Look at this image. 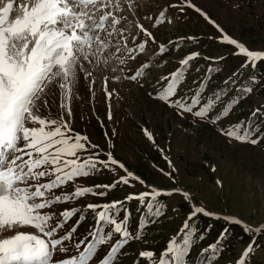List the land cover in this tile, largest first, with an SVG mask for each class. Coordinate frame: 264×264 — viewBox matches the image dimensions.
I'll return each mask as SVG.
<instances>
[{"label":"rangeland","instance_id":"374dc122","mask_svg":"<svg viewBox=\"0 0 264 264\" xmlns=\"http://www.w3.org/2000/svg\"><path fill=\"white\" fill-rule=\"evenodd\" d=\"M185 2H190L195 7L184 6L182 0H120L118 11H122L120 16L124 15L127 23L121 22L122 26L117 30L108 29L113 32L111 37H108L106 31L100 32L101 38H106L109 43V47L100 56V63L95 59L81 61L85 71L78 72L69 100L72 115L69 118L65 114V119H70L74 132L86 135L92 145L98 146L100 153L106 155L102 159L108 158V153H111L112 158L145 180L146 188L151 186L178 191L157 199L158 203L154 202L155 207L164 206L166 212L145 228H140L136 223L135 212L139 202L130 206L131 220L128 229L135 236L139 227L141 239L129 240L120 250L114 264H130L138 252L164 248L165 242L175 236L177 228L195 206L203 207L223 221L224 217H232L242 222L233 224V239L214 258V264H237L252 240H255L254 252L247 264H264V233L253 236L244 230L245 226L255 229L264 224V150H261L259 143L253 146L251 143L230 140L220 131L248 118L250 125L255 121L264 130V118H259V113L252 115L256 109L262 112L264 110V72L258 71L255 79L248 80L247 75L251 72H244L245 68H241L242 72H237L239 65L247 58L234 54L238 52L234 46L219 41L226 34L251 51L264 52V0ZM173 4L180 8H169ZM196 8L206 13L215 24L206 20ZM161 12L165 19L159 24L160 21L156 22V19ZM163 17L160 19L163 20ZM137 22L145 30L144 33L136 27ZM145 32L150 33V36ZM176 39L184 41L170 43ZM140 44L145 46L143 51L137 48ZM161 45L164 46L163 51L159 48ZM117 47L124 50L118 52ZM128 50H132L131 57ZM197 53L198 56H195V61L189 67L185 70L178 68V60ZM105 58L108 63H103ZM119 59H124L125 63L119 64ZM208 59H213L216 63L214 62L209 76L204 79L202 73L208 67L204 62H208ZM220 60L223 61L221 65L217 63ZM86 71L91 72V76L86 77ZM178 71L183 72V78L178 83L176 97L173 99L179 98L182 102L191 103L193 98L198 97L200 103L193 111L213 102L210 113L212 116L231 105L230 114L217 123H211L208 119L202 120L191 113H181L179 109L154 99L165 82L168 83L165 78L171 79V74ZM137 72L147 75L141 83L135 84L120 78L130 77ZM245 86L251 91L241 89ZM236 93L242 98L240 101L235 97L237 105L232 102V94ZM45 98L48 106H41V116L50 113L56 117L63 112L60 107V89L55 84L49 86ZM144 129L151 133L152 140L145 135ZM262 139L264 140V134ZM90 150L88 147L87 152ZM87 152L81 151L78 154ZM122 176L116 168L97 165V170L92 175L73 181L63 192L69 194L71 189L79 186L103 183L111 185ZM216 181H220V184ZM117 186L107 192L97 190L99 192L96 193L103 195L88 194L66 202L64 206L44 211L58 217L57 211L69 206L78 208L86 203L120 200L127 193L142 189L130 180L129 184L121 183ZM182 192L189 193L190 198L186 199ZM181 206L187 208L185 213L180 210ZM126 211V205L121 206L118 213L113 212L115 219L123 220ZM88 221L87 216H83L80 223L73 224L71 219L64 229L58 230L55 238L65 235L73 225L77 226L72 239L64 242L68 251L55 252L56 262L76 255L78 249L75 245L85 236L87 224L91 226V221ZM18 230L34 231L30 228ZM110 230V225H103L104 233ZM213 230L214 241L220 230L216 226ZM14 232L15 230L0 233V238L11 236ZM113 239H116V234L103 246H99L94 262L104 253L107 248L105 245H109ZM205 248H200L197 252L191 250L187 257L188 264H199L196 258ZM139 264H145V261Z\"/></svg>","mask_w":264,"mask_h":264},{"label":"snow or ice","instance_id":"6c2138e0","mask_svg":"<svg viewBox=\"0 0 264 264\" xmlns=\"http://www.w3.org/2000/svg\"><path fill=\"white\" fill-rule=\"evenodd\" d=\"M182 4L186 7H195L185 0H182ZM119 7L120 0H0V233L15 230L13 235L0 238V264H54L53 254L57 250L61 253L68 251L64 247V242L72 239L77 226L73 225L60 238H55L57 232L64 229L78 210L75 208L64 210L58 217L44 210L88 194L103 193H96L92 187H81L70 194L55 195L54 199H48L46 194L60 189L78 177L92 175L98 164L107 168L109 164L118 163L112 158L111 153H108L107 161L93 159L91 156L81 161L78 152H87L89 146L93 149L98 146L92 145L86 135L75 133L71 128L70 119H65V114L69 118L72 115L69 100L78 79V72L85 71L81 61L95 59L100 63V56L109 47L106 38H101L100 32L106 31L108 37H111L113 32L108 29L120 23V19L113 15L111 10L105 12L99 20L95 18V12L102 8L119 10ZM195 10L210 23L215 24L201 9ZM163 15L161 12L160 16ZM109 20L110 24L106 28ZM215 26L219 29L218 25ZM219 30L223 32L222 29ZM145 34L150 36V33ZM222 40L238 50L234 54L247 58L242 67H247L248 64L255 67L257 62L264 59V52L251 51L226 34L222 36ZM144 47V44L139 45L141 51ZM116 50L119 52L124 49L117 47ZM163 50L162 48L161 51ZM131 51L128 50L130 57ZM193 58L189 56L182 63L187 65L188 60ZM118 62L124 64L125 60L119 59ZM103 63H108V59L105 58ZM113 71L116 69L113 68ZM140 75L142 73L137 72L126 78L135 81ZM85 76H91V72L86 71ZM182 78V71L171 74V79L166 77L168 83L157 93L156 98L169 107L179 109L181 113H191L194 117L208 119L211 123H217L230 114L231 105L225 106L221 112L212 116L210 113L214 106L213 102L193 111L200 103L199 99L193 98L191 103L182 102L179 98L173 99ZM53 84L60 89V107L63 112L56 117L50 113L41 116L40 108L42 105L48 106L45 97L49 86ZM245 91L250 92L251 89ZM259 112L260 109H256L252 115L255 116ZM258 127L259 125L250 128L245 122H241L220 131L230 140L255 146L261 139V137L253 139ZM144 132L149 140L153 139L147 129H144ZM119 166L124 168L123 165ZM212 170L215 171V168ZM43 177L52 179L47 183H33ZM129 178L139 180L132 173H128L127 177H121L112 185L95 187L110 189L121 182L129 184ZM216 183L219 185L220 181ZM150 189L138 195L130 194L125 199L144 202L148 198L146 207L150 216L158 217L162 215V209L155 207V203H158L157 198L172 195V192H161L151 186ZM181 194L186 199L190 198L187 192ZM120 204L119 201L110 205L88 204L86 207L93 211L101 209L96 213V222L100 229L97 232H89L91 240L85 237L75 245L78 250L84 245L78 256L62 258L57 264H90L98 246H103L114 234H118L120 239L101 261V264H114L120 250L129 240L141 239L139 227L135 236L129 231L128 215L120 221L115 219L112 210L118 213ZM198 215L213 214L203 207H192L181 232L177 234L179 239L170 240L158 257L151 250L141 251L139 257L145 264H188L187 257L194 246V230L189 231L190 222ZM224 219L226 223H242L232 217ZM104 224L111 226L107 233L103 232ZM21 228H30L34 231H19ZM244 230L253 236L262 234L264 224L255 229L245 226ZM227 231V228L223 229L217 241L199 253L196 258L199 264H214V258L218 256L222 246L221 238ZM199 238L203 239V236ZM254 244L255 240H252L237 264H247L250 253L254 252Z\"/></svg>","mask_w":264,"mask_h":264},{"label":"trees","instance_id":"16d2710c","mask_svg":"<svg viewBox=\"0 0 264 264\" xmlns=\"http://www.w3.org/2000/svg\"><path fill=\"white\" fill-rule=\"evenodd\" d=\"M264 72V65H257L254 68V72ZM247 127H250V124H247ZM253 127V126H252ZM263 129L262 128H257L256 133L257 135H262L263 134ZM160 208L162 209V215L165 212V208L163 206H160ZM155 209H153L154 211ZM181 210L182 213H185L187 211V208L184 206H181ZM161 216V215H160ZM158 217H152L150 216L147 207L143 210L142 212V222L143 225H151L155 222V220ZM208 219L205 218H201V217H196L193 221H191V230H194V234H193V247L192 248H201L203 247L207 242L213 241V235H214V230L213 229H206L207 225H209V223L207 222ZM211 225L214 227H219V229H222L224 227V224L221 222H217V221H213L211 220ZM228 229L227 233L221 238V248H220V252L223 250L224 251V247L226 246V244L230 243V241L233 239V225L226 227ZM213 230V231H212ZM203 236V239H200L199 237ZM162 241V239H161Z\"/></svg>","mask_w":264,"mask_h":264},{"label":"bare ground","instance_id":"6f19581e","mask_svg":"<svg viewBox=\"0 0 264 264\" xmlns=\"http://www.w3.org/2000/svg\"><path fill=\"white\" fill-rule=\"evenodd\" d=\"M128 3V2H127ZM133 3H135L134 1H133ZM122 5V4H121ZM124 5V4H123ZM126 7V6H125ZM127 8V7H126ZM122 9V8H121ZM111 9L110 8H102L100 11H96L95 12V18L97 19V20H99V18L101 17V14H104L105 12H108V11H110ZM120 10V9H119ZM93 11H95V9H93ZM111 11H113V15H115L117 18H119L120 19V23L121 22H123V23H127V22H125V16L124 15H121L120 16V14H121V12L122 11H118V10H111ZM125 12V11H124ZM126 14V13H125ZM130 20V19H129ZM130 23H131V21H129ZM110 23V20L106 23V25L107 24H109ZM120 23L118 24V25H120ZM138 23V22H137ZM137 26V28H139L140 30L142 29L141 27H140V23H138V24H136ZM114 26H116V25H114ZM120 26H122V25H120ZM144 30V29H143ZM142 32H144V31H142ZM221 40V39H220ZM221 41H223V40H221ZM115 54V53H114Z\"/></svg>","mask_w":264,"mask_h":264}]
</instances>
